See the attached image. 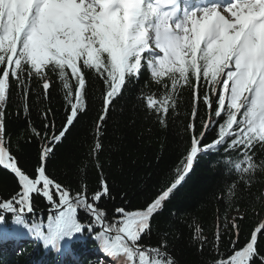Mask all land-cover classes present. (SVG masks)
<instances>
[{
    "label": "snow or ice",
    "instance_id": "6c2138e0",
    "mask_svg": "<svg viewBox=\"0 0 264 264\" xmlns=\"http://www.w3.org/2000/svg\"><path fill=\"white\" fill-rule=\"evenodd\" d=\"M144 72L147 90L142 86L134 99L163 129H168L170 116L178 119L183 90H191L183 128L187 140L170 183L136 207L127 201L117 206L100 160L103 125ZM33 81L40 90L38 105L50 99L59 83L66 108L59 127L50 107L37 109L40 127L31 121ZM13 83L22 98L15 114L7 111ZM93 83L102 85L100 111L93 121V145L77 169L73 189L49 174L48 162L80 117L88 115ZM202 107L206 116L201 119ZM21 111L29 140L41 143L31 172L12 150L8 126L13 115L20 119ZM257 145L264 149V0H0V168L16 182V190L0 198V236L5 241L27 235L64 255L87 232L104 264H180L170 243L175 238L168 231L172 225L162 227L157 218L201 155L217 156L216 163L236 177L219 198L237 197L241 184L250 187L257 171L264 172ZM90 168L97 172L95 186L89 183ZM125 195L120 193L121 200ZM36 198L55 210L46 223L36 219ZM109 202L111 209L102 206ZM243 218L241 214L230 222L229 247L223 252L217 226L212 264H264V220L241 240L237 220ZM154 227L159 239L147 243ZM192 239L202 252L208 237L198 225Z\"/></svg>",
    "mask_w": 264,
    "mask_h": 264
},
{
    "label": "trees",
    "instance_id": "16d2710c",
    "mask_svg": "<svg viewBox=\"0 0 264 264\" xmlns=\"http://www.w3.org/2000/svg\"><path fill=\"white\" fill-rule=\"evenodd\" d=\"M54 79V77H53ZM148 73L144 72L140 83L135 89L126 92L115 105L109 115L107 123L103 125L104 150L100 160L104 164V174L116 196L115 204L120 206L127 201L130 207H136L148 195L156 192L161 186L170 183L175 178V170L181 166L187 136L183 128L188 123L191 111V90L185 88L181 95L180 107L177 110L178 119L169 118L168 129H163L154 122V117L146 115L137 106L134 97L142 89L147 90L146 81ZM100 83L90 85L91 99L87 116H81L72 133L56 148V155L48 162V172L58 182L77 186V169L81 161L87 160L88 152L93 145V121L100 111L101 89ZM34 94L32 102L31 121L40 127L42 120L37 115L39 107H50L56 113V125L59 127L64 120L65 100L64 93L59 83L51 89L50 99L43 100L38 105V82L33 81ZM22 104L19 89L13 83L12 95L7 111L15 114ZM206 112L201 108V119ZM201 119L196 123L199 129ZM9 131L12 139V150L19 158L20 164L29 172L32 171L41 148L39 141L29 140L26 129V120L21 111L20 119L13 115L9 120ZM211 135L209 139H211ZM207 142V141H206ZM257 161L264 160V149L257 145ZM217 156L201 155L194 164V168L187 177L186 182L180 187L175 197L168 203L161 217L157 219L161 226L171 224L170 232H175V238L170 237L174 247V255L180 264H212L216 256L213 247V233L217 226L223 233L219 251L223 252L229 247L228 235L230 222L233 217L243 215L242 220H237L241 225L240 239L244 240L250 229L258 226L264 220V172L257 171L250 187L240 185L242 191L237 197L226 200L221 199L227 185L236 178L226 171L223 164H217ZM90 185L95 186L97 172L89 169ZM16 190L13 176L0 168V198H8ZM120 193H126L121 200ZM112 208V203L102 205ZM35 216L38 221L47 222L49 214H54L46 200L36 198L34 201ZM9 222L11 216L8 217ZM81 218L86 219L81 213ZM198 225L203 230V235L208 237L203 251H199V242L192 239L194 226ZM228 225V227H225ZM9 227H15L9 223ZM159 239L158 230L154 227L151 239L147 243L156 244ZM62 257L45 249L41 243L31 236H24L16 240L9 236L7 241L0 236V264H100L104 260L96 242L83 233L68 245V251Z\"/></svg>",
    "mask_w": 264,
    "mask_h": 264
},
{
    "label": "rangeland",
    "instance_id": "374dc122",
    "mask_svg": "<svg viewBox=\"0 0 264 264\" xmlns=\"http://www.w3.org/2000/svg\"><path fill=\"white\" fill-rule=\"evenodd\" d=\"M101 264H104V260H103V262Z\"/></svg>",
    "mask_w": 264,
    "mask_h": 264
}]
</instances>
